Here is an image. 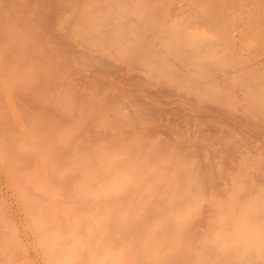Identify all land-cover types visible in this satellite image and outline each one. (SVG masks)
I'll list each match as a JSON object with an SVG mask.
<instances>
[{"label":"rangeland","instance_id":"374dc122","mask_svg":"<svg viewBox=\"0 0 264 264\" xmlns=\"http://www.w3.org/2000/svg\"><path fill=\"white\" fill-rule=\"evenodd\" d=\"M139 1L157 0H0V264L58 263L52 249L70 264H243L239 235L264 228V134L251 135L262 127L230 115L215 126L230 125L232 138L177 135L172 116L152 119L131 102L130 92L145 99L150 90L146 107L164 109L158 88L131 80L141 69L90 58V31L77 19L87 14L104 32L101 9L116 18L114 3ZM153 7L179 8L171 24L201 37L198 55L239 71L233 81L245 88L227 90L248 110L236 114L264 122L252 100L264 97V0ZM232 150L245 157L228 158Z\"/></svg>","mask_w":264,"mask_h":264},{"label":"bare ground","instance_id":"6f19581e","mask_svg":"<svg viewBox=\"0 0 264 264\" xmlns=\"http://www.w3.org/2000/svg\"><path fill=\"white\" fill-rule=\"evenodd\" d=\"M162 1L157 0L150 6L147 5L148 7L142 4L141 1L138 3L132 2V5L120 2L114 3L116 6L115 12L120 13L116 18L114 15L111 16V13L105 12V8L101 9L97 13L99 16L98 21H104L106 25L110 26L109 28H105L104 32L100 31L101 24L97 23L92 26L88 23L91 21L89 15L85 14L83 18L77 17V21L87 26L90 31V38L92 40L89 43L92 49L90 58L92 60L96 58L102 59L111 64L115 63L121 68L124 67V70L128 71V73L129 70L125 66H121L114 60H107L105 57L111 54L119 60H131L135 68L141 69L144 72V75L139 74L136 78H131V80H133L134 84L158 88L162 94V99L159 103L164 109L161 111L156 106H150L149 103V106L146 107L145 101L151 94L150 90L147 91L145 99L143 98L144 96L141 97V94H137L138 92H130L131 102L133 99L134 102H139L141 108L145 107L147 115L152 119H165L167 122L172 120V118H169L172 116L174 119L173 125L176 128L181 127L176 132L177 135L186 136L188 131L193 130L194 134L203 132L205 133V137L211 135L209 136L210 139L205 138L203 140L205 142L218 136H221L223 139L232 138L234 136L229 133L231 132L230 125L227 124L225 129H219L215 126L221 125L223 122L229 123V116L231 115L235 116V118H240L238 123L239 125H243L244 128L254 125H259V128L262 127V133L255 132L251 134L253 138L262 139L264 122H248L245 117L237 115L236 111H230L231 107L238 111L247 109L246 105L237 106L236 93L227 90V82H232L233 78H241L237 74L239 71L231 68L225 69L222 60L219 62L221 64V67H219L215 58L198 55L199 51L206 52L207 50L201 49L198 45L201 37L196 33H192L186 28L168 25L169 23L163 19L158 20L159 17L157 15L161 14L160 7H163V5L160 7L153 6L161 4ZM187 5L191 7L192 12L190 13L194 14L193 16H195L196 21L209 26L213 25L210 19L199 15L200 12L194 4L187 3ZM201 5L205 9H208L206 7L210 5L215 6V4H210L209 1ZM178 9V7H175V11ZM186 20L190 19L186 18ZM130 24H135L130 31H125L121 28L123 25L128 26ZM151 39L155 40L157 47L155 46L154 50L148 53L144 61L138 62L136 58L144 52L145 40ZM156 53H159L161 56H155ZM107 65L115 67L110 64ZM242 79H248L250 85L254 84L253 81H249V76H243ZM231 85L238 89L245 88L244 86H238L235 82L231 83ZM174 86L177 89L173 88ZM256 86L257 88H264V84H256ZM252 95V100L257 99L258 101L255 107L260 110L261 115H264V97ZM253 108L254 106H251L249 109L253 110ZM128 110L132 111L131 108H128ZM203 123L209 128L208 131H199ZM168 133L167 135H170V130ZM170 138L176 141V135L171 134ZM250 139L247 140L249 141ZM209 153H214V151L210 150ZM238 157L236 156V151L232 150L228 158L236 160ZM257 157H260V155L254 156V158ZM233 162L232 160H225L223 164L224 166L232 167ZM246 179L247 181L250 180L249 178ZM261 180L264 183V177ZM248 189L254 192L258 190L252 187ZM244 199H248L245 193L242 200ZM254 230L253 226L245 227L242 231L243 233L238 237L241 240L235 243L240 248L241 253L245 255L242 260L243 264H263V261L259 260L258 257L264 256V239H259V233L252 234ZM260 232H264L263 227H261ZM51 252L61 258L58 263L54 261V264H70L72 261L70 258L57 254L53 249ZM97 264H115V262L113 259L107 257Z\"/></svg>","mask_w":264,"mask_h":264},{"label":"crops","instance_id":"0c3cea01","mask_svg":"<svg viewBox=\"0 0 264 264\" xmlns=\"http://www.w3.org/2000/svg\"><path fill=\"white\" fill-rule=\"evenodd\" d=\"M174 12H175V8H172L169 12H167V13H163V12H161V14H159V15H157V17H159V19L158 20H160V19H163L164 21H166V22H168L169 24L168 25H171V26H173V24H171L174 20L170 17V16H168L170 13H173L174 14ZM125 31H130L131 29H132V27L130 26V25H128V26H125V28H123ZM155 46H157L156 44H155V40H153V39H151V40H145V44H144V52L139 56L140 57V62L141 61H144V59L147 57V55H148V53L149 52H152V50H154V48H155ZM155 58V57H154ZM137 59V58H136ZM124 62H125V68L126 69H128L129 71H130V73L132 72H134V69L132 68V67H134V65H132V61L131 60H129V59H124L123 60ZM144 72L142 71V73L141 74H143ZM144 75V74H143ZM173 88H175V89H177V87H173ZM236 104H237V102H236ZM237 106H238V104H237ZM240 106V105H239ZM238 108V107H237ZM228 109V108H227ZM231 110V112H234V111H238L237 109L236 110H234L232 107L230 108ZM245 110H248V109H245ZM233 114V113H232ZM236 156H239L238 158H242V157H245V155H239V154H237L236 153ZM252 157H254V156H252ZM247 186V184H245V186L244 187H246ZM251 187V186H250ZM249 187H247L246 189H248ZM256 233H259V235H260V238L259 239H264V232H260V231H258V229H255L253 232H252V234H256Z\"/></svg>","mask_w":264,"mask_h":264}]
</instances>
